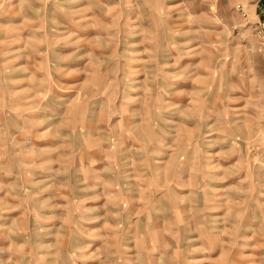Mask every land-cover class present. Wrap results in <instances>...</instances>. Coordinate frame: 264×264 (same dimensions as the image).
Segmentation results:
<instances>
[{
	"label": "rangeland",
	"instance_id": "rangeland-1",
	"mask_svg": "<svg viewBox=\"0 0 264 264\" xmlns=\"http://www.w3.org/2000/svg\"><path fill=\"white\" fill-rule=\"evenodd\" d=\"M0 264H264V0H0Z\"/></svg>",
	"mask_w": 264,
	"mask_h": 264
}]
</instances>
